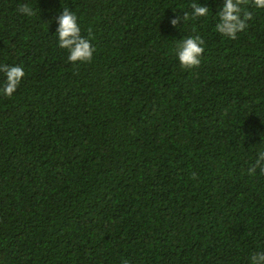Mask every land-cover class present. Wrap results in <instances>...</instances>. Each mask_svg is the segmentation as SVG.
<instances>
[{
    "label": "trees",
    "instance_id": "obj_1",
    "mask_svg": "<svg viewBox=\"0 0 264 264\" xmlns=\"http://www.w3.org/2000/svg\"><path fill=\"white\" fill-rule=\"evenodd\" d=\"M224 2L0 0V65L25 72L0 94V264L264 252V175L248 173L264 151V9L249 6L232 40L216 30ZM193 3L208 15L173 27ZM62 6L96 49L90 63L58 46ZM197 34L201 64L185 69L176 46Z\"/></svg>",
    "mask_w": 264,
    "mask_h": 264
},
{
    "label": "clouds",
    "instance_id": "obj_2",
    "mask_svg": "<svg viewBox=\"0 0 264 264\" xmlns=\"http://www.w3.org/2000/svg\"><path fill=\"white\" fill-rule=\"evenodd\" d=\"M252 6L257 9H264V0H225L224 5L219 10V22L216 30L225 37L232 40L237 38V34L243 32L249 25L248 21L253 19V13L248 10ZM193 13L191 17L185 12L182 17H178L171 21L173 27H177L182 19L184 24L191 18L205 17L210 9L200 4H191ZM24 15L34 16L36 13L33 9L24 5L18 9ZM59 25L57 30L58 46L69 52L68 60L72 64L90 63L93 59L96 49L93 47L90 38H86L81 34V28L78 24V17L69 8L62 6V14L58 17ZM195 27L193 32H195ZM91 33V30H89ZM205 41L200 35L183 38L176 46V56L178 57L181 67L185 69L197 68L201 64V57L205 51ZM0 73L6 77L3 87L0 88V94L9 98L17 91L25 72L21 66H10L7 64L0 65ZM257 169L260 174L264 175V151L258 153V158L249 169V175L255 176ZM193 180L198 176L193 173ZM251 264H264V252L253 253L250 257ZM124 264H128L124 261Z\"/></svg>",
    "mask_w": 264,
    "mask_h": 264
}]
</instances>
